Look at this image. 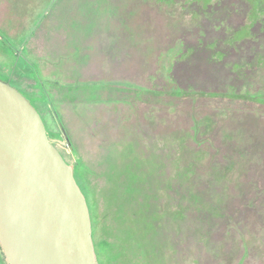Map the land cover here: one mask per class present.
<instances>
[{"label":"rangeland","instance_id":"obj_1","mask_svg":"<svg viewBox=\"0 0 264 264\" xmlns=\"http://www.w3.org/2000/svg\"><path fill=\"white\" fill-rule=\"evenodd\" d=\"M0 79L93 174L115 264H264V0H0Z\"/></svg>","mask_w":264,"mask_h":264},{"label":"water","instance_id":"obj_2","mask_svg":"<svg viewBox=\"0 0 264 264\" xmlns=\"http://www.w3.org/2000/svg\"><path fill=\"white\" fill-rule=\"evenodd\" d=\"M0 247L7 264H99L88 206L39 112L0 79Z\"/></svg>","mask_w":264,"mask_h":264},{"label":"trees","instance_id":"obj_3","mask_svg":"<svg viewBox=\"0 0 264 264\" xmlns=\"http://www.w3.org/2000/svg\"><path fill=\"white\" fill-rule=\"evenodd\" d=\"M2 80L10 82V80H8V79H2ZM47 94H48L47 100L50 104H52L50 101L49 90H47ZM225 96L232 97L233 99H247V100L248 99H254V97H256L255 95H253V93L247 94V93H242V92L234 93V94L230 93V94H226ZM30 103H32V102L30 101ZM35 109L37 110L36 107H35ZM58 125L60 127V132H61L60 135L62 136V134H64V132H65V128L61 124H58ZM67 138L68 137H66V139ZM75 153H77L76 149H75ZM73 175H74V178L76 180V183L78 184L83 195L85 196V200H86V203L88 206L90 220H91L93 244L95 241V232L96 231H97L98 235L100 232V236H102L100 238V240L98 241V243H96V241H95L96 245L94 244V250H95V254H96L98 263L101 262V264H115V258L111 259L109 257L111 254V252H110L111 249H110V247H108V242H105L107 240H105L106 238L103 235V232L106 233L104 231V225H105L104 211H105V209L101 208V197L99 196V192H98L96 186L93 184V174L87 173L85 168L79 167V164H78V167L75 168ZM116 207H117V205H116ZM109 208L112 210L113 208H115V206H110ZM103 238H105V239H103Z\"/></svg>","mask_w":264,"mask_h":264},{"label":"flooded vegetation","instance_id":"obj_4","mask_svg":"<svg viewBox=\"0 0 264 264\" xmlns=\"http://www.w3.org/2000/svg\"><path fill=\"white\" fill-rule=\"evenodd\" d=\"M37 111L39 112V114H40V116H41V118H42V121H43L44 126H45V129H46V134H47V136H48V138H49V140H50L49 130H48L47 126H46L45 120H44L42 114L40 113V111H39L38 109H37ZM55 147L57 148V150L59 151V153L61 154V156L63 157V159H65V157H64L63 154L61 153V150H60L57 146H55ZM99 263H100V262H99Z\"/></svg>","mask_w":264,"mask_h":264},{"label":"crops","instance_id":"obj_5","mask_svg":"<svg viewBox=\"0 0 264 264\" xmlns=\"http://www.w3.org/2000/svg\"><path fill=\"white\" fill-rule=\"evenodd\" d=\"M29 54L31 55V56H34V54L31 52V51H29ZM33 54V55H32ZM41 70L43 71V69L41 68ZM44 72V71H43ZM47 73V72H46ZM55 114V117H57V114L56 113H54ZM62 125V124H61Z\"/></svg>","mask_w":264,"mask_h":264}]
</instances>
